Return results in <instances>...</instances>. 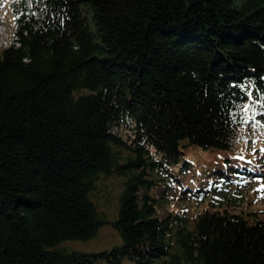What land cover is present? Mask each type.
Returning <instances> with one entry per match:
<instances>
[{"label":"trees","instance_id":"trees-1","mask_svg":"<svg viewBox=\"0 0 264 264\" xmlns=\"http://www.w3.org/2000/svg\"><path fill=\"white\" fill-rule=\"evenodd\" d=\"M34 2L38 18L12 2L18 44L0 50V264H264V219L187 206L195 182L172 172L250 127L264 142V0ZM258 172L207 168L199 186ZM113 176L111 219L95 199ZM107 224L120 242L72 245Z\"/></svg>","mask_w":264,"mask_h":264},{"label":"rangeland","instance_id":"rangeland-1","mask_svg":"<svg viewBox=\"0 0 264 264\" xmlns=\"http://www.w3.org/2000/svg\"><path fill=\"white\" fill-rule=\"evenodd\" d=\"M22 3V0H11ZM14 11L11 9V13ZM12 25V22L9 23ZM9 27V26H8ZM7 38V37H6ZM13 35L9 32V40L7 45L0 47V50L7 48L12 41ZM252 127L247 128L244 136L243 142L235 150H221L216 149L214 151L205 150L199 146H192L187 148L184 152V157L189 159L193 165H190L189 174L186 173L185 167L178 165L172 169V172L177 176L186 181L195 182V192L187 199V206L192 207L195 203L198 202L200 198L204 196H213L216 200L222 198L227 199L231 202L229 209L233 213L244 214L247 219L254 223L257 219H264V179L261 176L260 172L258 176L252 178V183H244V179L239 180V184L223 186L221 184L211 183L207 192L206 190L202 191V187L199 179L203 177V171L209 168L216 169H225L227 164L237 165L241 168L245 167H254L255 163L260 164L264 163V158L260 159L259 157L264 155V142L250 145V139L256 138L257 130L253 131ZM254 142V140H252ZM260 148V150H257ZM245 154L247 157L252 158L253 163L239 162L240 155ZM228 159V160H227ZM259 169V167H255ZM261 174V175H260ZM244 175V174H243ZM98 196L96 201L99 207L106 213L109 218L113 219L116 216L115 209L119 205V195L122 192V178L121 177H102L98 182ZM241 183V184H240ZM215 186V187H214ZM203 194H205L203 196ZM171 196L177 197L176 193H170ZM199 196V198L197 197ZM221 199V200H222ZM171 202L175 206L179 205V202L176 199H172ZM120 237L113 225H105L98 232L97 236L91 241L77 242L72 243L81 250H101L111 247L113 244L120 242Z\"/></svg>","mask_w":264,"mask_h":264},{"label":"built area","instance_id":"built-area-1","mask_svg":"<svg viewBox=\"0 0 264 264\" xmlns=\"http://www.w3.org/2000/svg\"><path fill=\"white\" fill-rule=\"evenodd\" d=\"M12 2H16L19 5L22 4V6L24 5L23 8H26L25 11L30 16H35L36 18L39 17V10L35 8V2L33 3V0H22V3L11 0H0V47L7 45V41L9 40V32L13 35L11 44L9 46L12 44H18L15 39L14 27V18L16 17V12L12 11L11 13V9L15 10V8L12 6ZM10 22H12L11 26L9 25Z\"/></svg>","mask_w":264,"mask_h":264},{"label":"water","instance_id":"water-1","mask_svg":"<svg viewBox=\"0 0 264 264\" xmlns=\"http://www.w3.org/2000/svg\"><path fill=\"white\" fill-rule=\"evenodd\" d=\"M187 5H188V8L190 7V6H192V5H195V4H197L198 2H200V1H203V0H183ZM187 8V9H188ZM184 11V10H183Z\"/></svg>","mask_w":264,"mask_h":264}]
</instances>
